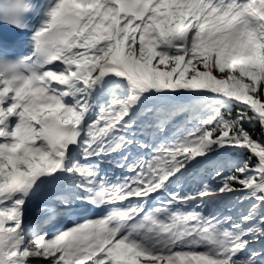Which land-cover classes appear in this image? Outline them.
<instances>
[{
	"label": "snow or ice",
	"instance_id": "6c2138e0",
	"mask_svg": "<svg viewBox=\"0 0 264 264\" xmlns=\"http://www.w3.org/2000/svg\"><path fill=\"white\" fill-rule=\"evenodd\" d=\"M0 264H264V0H0Z\"/></svg>",
	"mask_w": 264,
	"mask_h": 264
},
{
	"label": "trees",
	"instance_id": "16d2710c",
	"mask_svg": "<svg viewBox=\"0 0 264 264\" xmlns=\"http://www.w3.org/2000/svg\"><path fill=\"white\" fill-rule=\"evenodd\" d=\"M257 131H259V128H258V126H257ZM220 207H221V208H223V205L221 204V205H220Z\"/></svg>",
	"mask_w": 264,
	"mask_h": 264
}]
</instances>
